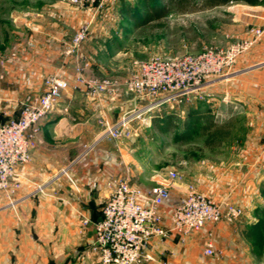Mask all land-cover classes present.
<instances>
[{
	"label": "crops",
	"instance_id": "0c3cea01",
	"mask_svg": "<svg viewBox=\"0 0 264 264\" xmlns=\"http://www.w3.org/2000/svg\"><path fill=\"white\" fill-rule=\"evenodd\" d=\"M250 7L256 12L252 22L264 26L262 5ZM110 8L104 7L99 15ZM78 10H46L40 18L30 11L25 23L15 17L19 27L28 29L27 45L16 43V63L8 72L20 83L13 84L18 86L15 92L19 94L25 86L41 91L43 86L36 82L49 74L64 77L69 87L58 106L40 120L30 161L17 168L19 187L13 207L0 205V264H98L93 222L101 217L109 193L107 183L120 176L137 183L126 152V140L134 136L108 139L103 124V120L115 122L124 108L131 107V100L119 87L113 94L95 95L85 85L76 84L72 62L63 56V43L84 18ZM116 29L115 24L94 22L82 44L85 57L95 62L94 45L115 41ZM235 67L229 78L208 82L211 88L225 84L224 89L232 94V105L212 102L207 108L213 122L228 124V134L210 150L203 146L204 135L198 129L191 131L189 137L200 138L194 144L199 155L188 171L179 172L181 179L169 186L170 198L161 211L167 224L169 208L192 184L213 201L237 204L242 214L231 223L208 222L183 239L175 233L152 237L145 247L147 264H264V34L248 55L237 59ZM234 77L235 87L229 82ZM168 112L158 110L153 117ZM182 112L177 111L180 120ZM229 114L235 118L227 119ZM179 130L174 129L173 136ZM83 217L89 220L85 225ZM208 236L220 256L204 254Z\"/></svg>",
	"mask_w": 264,
	"mask_h": 264
},
{
	"label": "built area",
	"instance_id": "2783aa9c",
	"mask_svg": "<svg viewBox=\"0 0 264 264\" xmlns=\"http://www.w3.org/2000/svg\"><path fill=\"white\" fill-rule=\"evenodd\" d=\"M68 1L80 7L96 4L98 9L108 0ZM87 30L88 24H83L73 34L67 54L76 51ZM263 32L264 27L253 26L249 37L234 41L225 48L208 47L173 56L154 55L136 62L135 71L123 82V93L132 105L124 108L115 122L103 120L104 135L112 140L128 137L136 127L149 125L153 113L160 107L180 102L188 94L200 93L208 76L229 68ZM86 67V62L75 67L77 84L85 85L95 95L115 92L118 81L84 75ZM68 87L67 79L49 74L44 78L41 91L27 93L19 99L16 115L0 120V205L13 207L19 187L17 168L30 161V147L38 137L40 120L58 106L62 92ZM177 178V172L168 169L147 192L124 176L108 181L109 193L101 207V217L93 222V249L98 264H147L145 247L152 237L175 233L183 239L201 230L208 222L231 223L241 216L242 209L237 204L213 201L188 184L164 224L161 207L170 198L169 186ZM81 221L85 225L89 220L83 217ZM203 252L216 257L221 254L209 236Z\"/></svg>",
	"mask_w": 264,
	"mask_h": 264
},
{
	"label": "rangeland",
	"instance_id": "374dc122",
	"mask_svg": "<svg viewBox=\"0 0 264 264\" xmlns=\"http://www.w3.org/2000/svg\"><path fill=\"white\" fill-rule=\"evenodd\" d=\"M120 1L108 0L97 9L96 4L80 7L68 0H0V120L13 116L16 113L19 99L25 94L35 91L25 86L18 94L15 92L18 86H13V84L20 83L8 73L13 70L16 63V55L13 53L16 43L27 45V26L19 27L15 17L19 16L20 20H24L22 23H25L28 20L30 11H36L38 18L43 16L46 10H68V13H75V9L83 11V20L77 21L75 31L63 43V56L70 58L72 62L73 80L75 67L86 62L88 67L84 68V75L118 81L117 86L122 90L124 88L123 82L127 78L116 79L110 76H98L97 74L122 73L131 75L136 69V62L154 55L173 56L198 52L208 47L225 48L234 41L249 37L250 28L259 26L252 22V19L256 18V12L250 7L251 5L240 1L213 7L202 6L199 3L189 7L185 5L186 9L182 11L169 7L162 16L140 26H134L133 21L126 14L119 12ZM136 1L124 0V2L133 5L135 13H138L139 6ZM257 5H262L264 8V0H260ZM106 6H111V8L103 16L99 15V12ZM55 20H57V17H55ZM99 21L115 24L117 34L115 41L111 43L99 42L94 47L92 44V47L96 50L92 52L95 60L92 63L89 57H85L86 54H83L81 48L89 34L90 26ZM158 23H164L165 26H159ZM83 24H88L85 38L75 52L67 54L66 50L69 48L71 37ZM242 29L245 30V37H242ZM260 38L247 51L238 55L229 68L208 76L201 85L202 91L200 93L188 94L182 101L166 104L160 107L159 110L166 109L169 112L173 111L175 114H177V111L182 110L184 117L187 108L191 106L207 110L208 105H211L212 102L232 105L234 100L231 92L226 88L224 89L225 84H223V87H212V89L209 87L208 82L216 77L233 75L237 59L248 55ZM7 74L9 77H6ZM44 78L37 80L38 87H40V84L43 86ZM234 78V80L229 81L232 82L233 87L236 86V77ZM229 82H227L228 86ZM156 112L158 111L153 114H156ZM229 113L231 112L229 111ZM230 116L232 115L229 114L226 118H235ZM172 135V132L159 135V132L152 126L151 119L149 125L136 127L132 134L134 137L126 140V152L131 157L133 168L132 179L137 182L136 184L130 183L143 192H147L152 185L157 183L168 169H174L178 175L177 180H180L182 176L179 172L188 171L190 164L196 160V155H199L194 145L200 140L198 136L193 135L174 142ZM172 207L169 208V211Z\"/></svg>",
	"mask_w": 264,
	"mask_h": 264
},
{
	"label": "trees",
	"instance_id": "16d2710c",
	"mask_svg": "<svg viewBox=\"0 0 264 264\" xmlns=\"http://www.w3.org/2000/svg\"><path fill=\"white\" fill-rule=\"evenodd\" d=\"M244 2L249 5H257L260 0H137L139 12L135 13L133 5L120 1L119 12L126 14L134 26L148 22L152 19L162 16L166 9L173 7L175 10L182 11L185 5L195 6L199 3L202 6L213 7L229 2ZM159 26H165L164 23H158ZM152 126L161 134L173 133L174 129L180 130L173 136L175 142L186 139L191 131L198 129L204 135L203 146L212 150L220 143V139L229 132L228 124H216L210 119L206 109L199 107L189 108L182 120L173 111L166 113L163 117H153Z\"/></svg>",
	"mask_w": 264,
	"mask_h": 264
}]
</instances>
